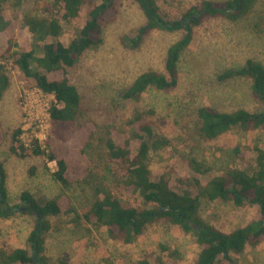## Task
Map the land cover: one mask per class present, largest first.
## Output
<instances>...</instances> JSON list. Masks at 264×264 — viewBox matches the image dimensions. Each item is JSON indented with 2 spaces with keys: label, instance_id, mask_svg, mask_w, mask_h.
<instances>
[{
  "label": "rangeland",
  "instance_id": "1",
  "mask_svg": "<svg viewBox=\"0 0 264 264\" xmlns=\"http://www.w3.org/2000/svg\"><path fill=\"white\" fill-rule=\"evenodd\" d=\"M53 1L23 0L18 7L8 1L4 9L11 19L44 18L50 16L46 7ZM155 1L161 18L173 22L203 0ZM118 10L116 21L103 30V44L87 49L67 70L66 75L82 97L80 116L74 123L52 121L48 109L53 96L43 93L33 80L26 78L12 58L0 59L9 77L8 88L0 99V165L8 204L17 211L9 218H0V245L30 249L29 237L37 217L25 212L26 203L21 200L24 192L40 201L70 202L79 215L95 201L98 185L109 187L125 205H143L139 194L125 185L124 168L108 155L109 133L117 144H122L132 127L148 123L156 133L169 139L167 147L150 152L147 163L154 177L169 168L182 171L187 168L185 161L190 159L208 169L206 178L217 177L238 163L236 147L264 150V126L247 131L235 128L208 141L200 133L197 114L203 106L219 112H264V104L253 94L251 78H220L226 70L244 66L248 59L264 66V0H257L250 12L235 22L212 18L193 26V38L177 63V85L166 90L150 87L138 98H127L125 93L144 72L152 70L170 78L165 68L167 50L184 36L185 30L154 29L140 46L127 48L122 38L135 36L146 18L140 6L131 0H121ZM86 20V9L70 22L62 20L60 40L68 46L79 38ZM85 121H93L97 127L84 149V163L92 171L87 181L64 186L54 177L56 161L34 155L22 158L10 151L12 134L21 128L20 139L28 149L38 139L44 149L48 143L61 144L79 155L74 144L80 139V125ZM253 155L256 157L255 152ZM198 215L205 223L231 232L260 219V209L252 203L236 206L231 201L203 199ZM72 217H49L44 254L50 264H58L62 259L68 264H136L144 259L150 264H159V259L165 264H195L200 252L191 234L166 219L150 222L134 243L123 244L111 239L107 228L87 223L74 225ZM231 257L235 264H264V241L248 244L243 252L232 253ZM216 264L231 263H224L220 257Z\"/></svg>",
  "mask_w": 264,
  "mask_h": 264
},
{
  "label": "trees",
  "instance_id": "2",
  "mask_svg": "<svg viewBox=\"0 0 264 264\" xmlns=\"http://www.w3.org/2000/svg\"><path fill=\"white\" fill-rule=\"evenodd\" d=\"M13 1L16 7L23 0H0V59L12 58L22 74L34 81L43 93L52 95L48 113L57 123H74L82 108V97L78 87L66 75L77 59L87 49H97L103 44V30L116 21L121 0H55L46 11L49 17L25 16L21 20L7 16L4 5ZM143 11L146 22L139 27L133 37L122 38L127 48L140 46L143 38L154 29L170 32L185 30L184 36L171 44L167 50L166 74L156 71L144 72L138 76L125 93L127 98H138L150 87L158 90L174 88L177 85L176 67L182 52L193 38V26L212 18H226L237 21L246 16L257 0H225L216 3L203 0L190 8L180 20L165 21L161 18L155 0H131ZM87 11V20L79 38L66 46L61 40V21L70 22ZM234 76L252 80L253 94L264 104V66L248 59L244 66L229 69L221 79ZM9 85L5 66L0 61V99ZM200 133L212 141L235 128L256 130L264 126V112L249 113L239 109L219 112L211 107L198 109ZM139 117V116H138ZM141 119V116L140 118ZM93 121L80 125L79 140L74 144L79 155L70 153L61 144L48 143L44 149L38 139L30 149L20 139L18 128L12 134L10 151L19 157L45 156L56 161L55 179L68 186L76 181H87L92 171L84 163V149L96 132ZM112 133L107 139L108 155L126 171L125 185L143 199V205L129 206L105 185L95 187L96 199L91 207L81 215L69 202L58 199L40 201L29 192L21 194L26 203L25 212L37 217V224L29 237V248H11L0 245V264H50L44 254L45 234L50 228L49 217L73 215L71 223H87L107 228L111 239L123 244L134 243L150 222L166 219L178 225L185 233L191 234L200 248L195 264H216L220 257L224 263L235 264L231 254L241 253L248 244L257 245L264 241V150L258 147H236L235 167L217 177H208V169L195 159L185 161L187 168L177 171L172 168L154 177L148 166L152 150H161L170 144L169 139L156 133L151 124L135 125L122 144H117ZM255 152L256 157H253ZM184 163V164H185ZM183 164V165H184ZM186 165V164H185ZM0 218H9L17 211L8 204L4 172L0 165ZM203 199L209 201H231L236 206L247 203L257 204L260 219L231 232H223L201 220L198 209ZM58 264H68L60 260ZM136 264H150L148 259ZM159 264H165L159 259Z\"/></svg>",
  "mask_w": 264,
  "mask_h": 264
},
{
  "label": "water",
  "instance_id": "3",
  "mask_svg": "<svg viewBox=\"0 0 264 264\" xmlns=\"http://www.w3.org/2000/svg\"><path fill=\"white\" fill-rule=\"evenodd\" d=\"M2 181V177L0 176V182Z\"/></svg>",
  "mask_w": 264,
  "mask_h": 264
}]
</instances>
